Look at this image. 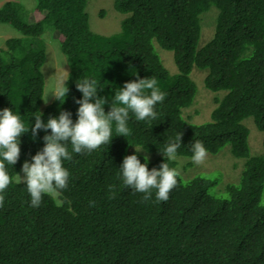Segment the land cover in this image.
<instances>
[{
  "label": "trees",
  "instance_id": "1",
  "mask_svg": "<svg viewBox=\"0 0 264 264\" xmlns=\"http://www.w3.org/2000/svg\"><path fill=\"white\" fill-rule=\"evenodd\" d=\"M87 1L0 4V23L18 33L0 45V110L11 108L26 126L39 112L47 122L62 110L75 122L74 99L82 97L76 83L85 78L99 81L106 112L119 88L137 77L155 78L166 96L155 107L157 120L137 121L130 113L128 137L115 135L113 125L109 145L64 161L70 176L61 206L45 195L39 207H31L26 186L15 182L50 129L35 137L30 128L21 134L19 159L7 165L13 182L0 207V264H264V136L260 152L250 155L243 123L251 117L264 131V0H113L124 17L119 31L108 35L90 29ZM211 8L212 35L198 46L202 16ZM47 31L55 33L67 61L68 93L63 102L53 98L42 108ZM155 45L171 51L175 73ZM192 68L206 70L204 87L214 93L209 119L201 123L182 114L196 92ZM179 133L176 156L192 157L197 140L211 154L228 145L234 157L244 158L239 179L217 196L209 191L213 178L178 177L167 202L156 201L155 190L143 202L142 193L123 185V158L136 154L144 163L152 155L147 167L158 168L162 150ZM165 162L176 167L174 160ZM109 185L115 186L111 199Z\"/></svg>",
  "mask_w": 264,
  "mask_h": 264
},
{
  "label": "clouds",
  "instance_id": "2",
  "mask_svg": "<svg viewBox=\"0 0 264 264\" xmlns=\"http://www.w3.org/2000/svg\"><path fill=\"white\" fill-rule=\"evenodd\" d=\"M67 79L62 77L46 92L42 98L45 103L49 92L56 100L64 101L68 93ZM76 88L82 93V97L74 99L79 105L75 122L71 119L69 111L62 110L57 117L50 116L47 122L41 119L43 113L39 112L35 115V123L26 126L20 115L14 113L11 108L0 110V207L5 201L4 193L13 182L7 165L17 163L20 156L19 138L21 134L29 131V128L33 137L37 135L38 130L50 129V134L44 135V146L31 157V162L24 161L21 166L24 175L16 173L15 182H23L26 186L31 207H39L45 195L56 197L57 206H61L59 197L68 187L70 176L68 169L64 167V161H71L73 153H90L102 145H109L113 137V125L115 135L128 137L131 132L128 127L130 113L137 121L157 120L155 107L162 103L166 96L157 86L155 78L137 77L119 88L110 109L106 112L103 105L108 103V100L97 95L98 89L101 88L97 79L85 78L76 83ZM181 145L179 133L176 139L170 141L162 150L164 162L151 170L147 167L148 156L144 157V163L136 154L125 156L119 167L123 185L134 192L142 193L143 202L151 200L153 190L156 201L167 202L170 192L178 184L180 171L171 168L165 160H175ZM135 149L136 152L141 150L136 147ZM191 151L192 162L197 165L202 164L207 157V149L199 140L192 143ZM114 189V185H109L110 199L115 196ZM94 204V201L90 202V206Z\"/></svg>",
  "mask_w": 264,
  "mask_h": 264
},
{
  "label": "rangeland",
  "instance_id": "3",
  "mask_svg": "<svg viewBox=\"0 0 264 264\" xmlns=\"http://www.w3.org/2000/svg\"><path fill=\"white\" fill-rule=\"evenodd\" d=\"M6 0H0V4ZM25 7H30L34 0H19ZM85 10L88 14V23L92 31L99 34L108 35L115 33L120 29L121 19L123 14L117 12L113 7V0H88ZM216 10L211 8L202 16L201 32L198 40V46H201L207 41L213 32L214 19ZM8 35H18L17 31L11 26L0 23V45L3 43L4 37ZM45 42V60L40 67V71L44 77V90L42 98L46 92L55 86L56 82L62 77L65 78L68 72V64L64 55L60 52L56 36L54 32L47 31L43 34ZM155 50L158 52L163 65L170 73H175L176 66L172 59L171 51L163 49L155 45ZM206 70L192 68L191 78L196 84V92L190 106L182 112L184 117L192 123H201L209 119V113L213 107L214 93L204 87L203 78ZM41 98L40 107L52 101L54 98L52 93H48L47 103ZM244 125L248 128V148L249 154L255 155L261 150V140L264 136V131L258 130L251 117L243 120ZM152 158V155H147ZM176 169L180 171V178L183 180L190 179L196 175H202L208 178H213L215 184L209 189L211 193L217 196L226 195L225 185L235 183L239 179L240 172L243 167L244 158L234 157L228 148V145L223 146L218 152L211 154L207 153L204 162L197 165L192 162V157L176 156ZM23 176L21 168L17 173ZM16 176V175H15ZM14 176V179H15ZM264 190V188H263ZM261 202L264 203V191L262 193Z\"/></svg>",
  "mask_w": 264,
  "mask_h": 264
}]
</instances>
